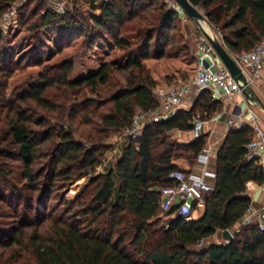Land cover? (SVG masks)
Masks as SVG:
<instances>
[{
	"label": "trees",
	"instance_id": "16d2710c",
	"mask_svg": "<svg viewBox=\"0 0 264 264\" xmlns=\"http://www.w3.org/2000/svg\"><path fill=\"white\" fill-rule=\"evenodd\" d=\"M14 1L0 0V17ZM84 1L92 11L88 20L74 10H49L41 15V24L64 25L59 48L86 35L91 42L99 38L123 49L125 62H103L71 80L73 65L63 61L45 65L38 76L12 89L4 84L5 106L13 112L8 129L16 149L0 150V173H9L7 162L21 161L31 191L25 198L31 216L24 213L21 226L6 233L7 244L0 238V246L17 244L37 264H264V231L255 223L242 225L230 240L206 242L244 216L252 202L247 183L264 182L261 165L247 155L253 135L249 124L230 129L219 147L215 186L204 194L202 214L191 218L176 213L175 207L160 214V188L175 183L174 170L192 169L175 160L185 156L194 166L207 142L205 133L189 142L173 140L171 130H191L196 116L208 119L220 108L208 90L199 93L190 109L147 123L138 138L124 144L115 164L94 172L107 148L105 139L130 126L138 107L158 105L154 88L191 76L196 56L180 13L160 0ZM190 1L221 29L222 37L212 35L229 51L250 49L264 37V0ZM42 61L39 46L30 63ZM11 67L0 66V73L9 77ZM110 80L116 87L108 97L81 98L84 89L98 94L99 85ZM32 103L47 111L64 105L67 127L63 120L49 123L48 117L30 115ZM82 181L72 199L62 194L60 204L47 213L54 189L69 193ZM23 225L32 227L27 236ZM11 259L0 256V264H14Z\"/></svg>",
	"mask_w": 264,
	"mask_h": 264
},
{
	"label": "rangeland",
	"instance_id": "374dc122",
	"mask_svg": "<svg viewBox=\"0 0 264 264\" xmlns=\"http://www.w3.org/2000/svg\"><path fill=\"white\" fill-rule=\"evenodd\" d=\"M56 1L63 3V13L67 10H74L82 15L81 17L83 19L87 18V20L88 15L92 13L89 3L84 0H17L16 2L14 1L2 17H0V31L3 34V38L0 40V66L5 64L12 66V72L9 77L0 73V150L16 149V146L12 143L8 129L9 120L13 112L5 106V88L8 90L12 89L29 77L38 76L43 71L44 66L48 64L70 61L73 65V70L68 77L71 80H76L97 69L105 60L108 61L113 59V61L115 60L117 63H122L123 59H125L123 49H114L112 46L108 47V40L101 41L99 38L95 42H91L86 35L77 36L70 43L59 48L57 38L62 35V32H65L64 25L57 24L44 26L41 24V15L45 11H49L54 4L53 2ZM160 1L164 2L167 8L175 9L180 13L183 33L187 24L194 26L198 29L199 33L202 32V28L199 27L197 22L190 17H187V19L183 18L185 12L175 0ZM198 7L201 12L205 14L204 9L200 6ZM202 24L211 34L215 33L219 38L222 37L221 29L218 26L211 24L207 19H203ZM39 46H41L43 56L42 63H30V60L36 56ZM182 81H184V79L175 78L171 80L167 86H173ZM115 87L116 85L114 81L110 80L109 83L99 85L98 94L91 93L84 89L80 96L81 98L85 96H90L92 98H106ZM31 105L32 109L29 111L30 115L37 118L44 116L48 117L47 119L49 123H58L60 120H63L67 127V120L65 119L67 113L64 110V105L55 111L33 108L34 103ZM24 106L27 105L25 104ZM108 106L103 107L101 110L107 109ZM198 117L201 118L200 116ZM124 129L113 131L110 136L105 139L104 142L107 145V148L104 149L101 155L100 163H102V168L96 166L94 172L104 171L108 166L115 164L118 155L125 144V141L121 137ZM76 136L78 138L77 134ZM171 139L177 140L173 134H171ZM46 147V145H43L41 149L45 150ZM179 159L185 160L189 163V160L185 158V156L184 158ZM40 160L42 162V160L44 161L45 159L40 158ZM7 169L9 170V173H0L1 243L6 242L5 237L12 233L15 227L21 226L24 213L27 212V218L31 216L29 215L31 209L27 211L25 206V198L30 195L31 191L25 185L26 181L23 178V166L21 161L15 160L7 162ZM84 182L85 181H82L81 184L74 185V189L69 193L67 190L62 193V189H54L53 194L48 201L47 213L51 212L52 208L60 204L61 198L59 197H62V194H65L66 198L69 197L72 199ZM34 194L36 195L37 192ZM20 196H23V199L20 203H17L20 200ZM11 198H13L12 201L10 200ZM33 214H36L35 211L34 213L32 212V216H34ZM23 228L26 232L25 236H27L32 230L30 225L24 226ZM222 239V232L218 231L216 234L209 237L206 242L219 241ZM7 243L8 242H6V244ZM18 249L20 254L17 256ZM10 254L11 257H9ZM13 255H16L17 257H13ZM0 256H2V259L4 260L12 258L11 260L14 264H37L28 253L27 249L21 248L17 244L11 247L7 246L6 248L3 245L0 246Z\"/></svg>",
	"mask_w": 264,
	"mask_h": 264
},
{
	"label": "built area",
	"instance_id": "2783aa9c",
	"mask_svg": "<svg viewBox=\"0 0 264 264\" xmlns=\"http://www.w3.org/2000/svg\"><path fill=\"white\" fill-rule=\"evenodd\" d=\"M53 3L50 10L59 13L64 12L62 2ZM187 17L189 16L184 14L183 18L187 19ZM230 53L251 85L259 80L264 82V37L250 49L239 53L230 51ZM195 56L196 67L191 76L173 86L163 85L154 88V94L158 99V105L155 108L149 110L137 108L132 123L122 133L125 144L129 142L131 137L138 138L147 123L171 117L182 108L185 100L203 90H208L211 98L219 101L230 99L237 93L245 94L243 87L236 81L203 32L198 34ZM247 112L250 115L249 125H251L253 132L252 138L247 144V155L249 158L256 159L264 170V125L251 106H248ZM204 122L201 118L194 120L192 130L196 136L203 134ZM243 124L245 123L242 119L229 120L230 129H238ZM208 158V153L201 152L197 160L203 164V167L189 171L176 169L171 173L175 183L160 188L161 215L175 207L176 213L191 217L194 211L204 206V194L214 188L216 180V171L207 167ZM97 167L102 168V163H99ZM258 187L264 194V182L258 184ZM253 223L264 231V199L258 203L252 199L241 220L229 229L234 235L242 225ZM223 230L219 231L222 232ZM222 240L227 239L223 238ZM203 243L204 240H201L198 245Z\"/></svg>",
	"mask_w": 264,
	"mask_h": 264
},
{
	"label": "crops",
	"instance_id": "0c3cea01",
	"mask_svg": "<svg viewBox=\"0 0 264 264\" xmlns=\"http://www.w3.org/2000/svg\"><path fill=\"white\" fill-rule=\"evenodd\" d=\"M214 32V31H213ZM184 34L188 38V42L190 44L192 52L195 54L196 47H197V37L199 34L198 29H196L191 24H187L185 26ZM213 34V33H212ZM109 43V42H108ZM112 46L114 49L121 48L109 43L108 47ZM125 58V55H124ZM112 60H105L103 62H110ZM115 61V60H114ZM125 62L123 59L122 63ZM254 92H250V95H246L243 93H237L232 96L230 99H224L221 102V106L217 109L213 115L208 119H203L204 126H203V133L207 134V142L205 147L201 152H206L209 155L207 167L211 170L216 171V161H217V152L221 144L223 143L228 131L230 130L229 120L230 119H242L244 123L249 124V113L247 112L248 106H251L254 111L257 112L262 123L264 125V109L260 100L264 103V82L259 80L253 83ZM199 94H195L191 96L189 99L185 100L181 109H190L193 105L194 100L197 98ZM260 100H259V99ZM250 101H247L249 100ZM199 118L196 116L194 118ZM194 122V121H193ZM171 134L180 142H189L196 137L193 130H181L178 128H174L171 130ZM122 137V135H121ZM122 154L119 153L118 157ZM175 162L181 166L182 168L192 169L197 168L200 169L203 167V164L196 162L194 166H191L190 163H187L185 160L176 159ZM247 193L252 197V199L258 203L259 201L264 199V194L261 189L258 187V183L255 181H249L247 183ZM204 206L199 207L196 211L193 212L191 218L199 217L203 212ZM161 214V213H160Z\"/></svg>",
	"mask_w": 264,
	"mask_h": 264
},
{
	"label": "water",
	"instance_id": "95a60500",
	"mask_svg": "<svg viewBox=\"0 0 264 264\" xmlns=\"http://www.w3.org/2000/svg\"><path fill=\"white\" fill-rule=\"evenodd\" d=\"M175 2L179 4L185 14H187L192 20L197 22L199 27L202 28V32L212 43L221 60L229 68L230 72L239 83V85L243 87L244 93L248 96L250 95V92H254L255 90L253 85L248 82L247 78L242 72L240 66L237 64L236 60L231 55L230 51L217 37L213 36L210 32H208L207 29L204 28L202 20L206 19L207 15L203 14L199 7L194 5L190 0H175ZM260 103L262 104V107L264 109V103L261 100ZM222 236L223 238L230 240L234 235L229 228H226L222 231Z\"/></svg>",
	"mask_w": 264,
	"mask_h": 264
}]
</instances>
